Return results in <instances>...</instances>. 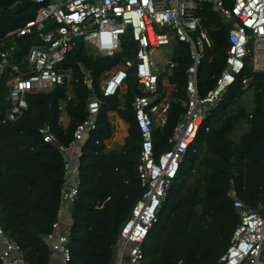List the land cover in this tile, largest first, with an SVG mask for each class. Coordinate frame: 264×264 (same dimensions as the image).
I'll use <instances>...</instances> for the list:
<instances>
[{"label": "trees", "instance_id": "1", "mask_svg": "<svg viewBox=\"0 0 264 264\" xmlns=\"http://www.w3.org/2000/svg\"><path fill=\"white\" fill-rule=\"evenodd\" d=\"M224 3L231 6L232 0ZM16 4L18 8L12 11ZM38 7L30 0H0V51L13 48L12 62L23 70L29 48L39 42L38 33L7 35L33 20ZM198 15L212 41L197 69V90L203 97L225 68L230 26L222 23L209 4H203ZM54 26L51 23L50 27ZM171 45L164 52V65L155 70L161 97L165 96L164 81L173 87L165 124L152 130L156 158L171 148L169 139L184 116L187 100L189 45ZM136 50L130 34L122 36L120 49L112 56L97 54L82 38L77 39L59 66L71 71V87L65 84L27 94V109L14 122L4 121L10 108L9 76L2 78L0 226L19 246L25 264L51 263L52 253L44 238L57 220L64 180L63 157L57 145L68 146L75 128L87 118L91 90L82 81L83 71L90 73L100 109L78 161L79 191L69 207L68 264H112L119 231L143 193L136 170L141 137L133 99L144 93L133 69L127 74L124 94L103 97L100 89L107 72L133 61ZM238 75L208 112L180 163L157 213L158 222L142 244L144 259L140 264H218L239 222V211L227 195L229 190H235L246 209H256L264 201V71H252L250 60H246ZM244 78L248 79L246 88L242 86ZM110 112L127 124L128 136L122 146L106 149L105 142L114 130ZM62 117L68 119L66 127L61 125ZM46 125L56 144L43 142L39 130Z\"/></svg>", "mask_w": 264, "mask_h": 264}, {"label": "built area", "instance_id": "2", "mask_svg": "<svg viewBox=\"0 0 264 264\" xmlns=\"http://www.w3.org/2000/svg\"><path fill=\"white\" fill-rule=\"evenodd\" d=\"M30 1L39 5L34 19L7 35L38 33V44L30 47L26 54L27 68L23 70L12 62L13 48L0 51V82L4 76H9L6 86L10 108L4 121L14 122L22 116L27 109V94L65 84L71 87V71L59 66L77 39L82 38L92 51L102 56L116 53L125 34H130L137 46L134 62L127 60L107 72L100 90L103 97L120 95L127 74L133 69L144 93L133 99L134 117L141 137L136 170L143 193L119 231L112 259V264H140L144 259L142 244L158 222L160 206L208 112L221 101L223 92L234 83L236 75L244 70L246 60H250L252 71H264V0H232L231 6H226L224 0ZM205 3L230 28L225 68L214 88L202 97L197 90V69L212 44L198 15ZM51 23L54 28L50 27ZM175 42L189 45L191 64L186 69L185 113L173 129L169 139L171 148L156 158L152 130L165 124L171 105L170 97H161L157 90L156 55L160 48ZM172 66L169 62V67ZM82 81L91 90L87 118L75 128L68 146L57 145L63 157L64 180L57 220L44 238L61 264H68L71 254L67 246L68 232L59 231V219L75 201L80 183L79 164L71 159L70 152L82 147L87 134L95 128L100 109L89 72L83 71ZM247 84L248 79H242L243 88ZM39 134L43 142L57 143L48 125L41 128ZM227 195L239 211V222L218 264H264V201L251 210L245 208L234 189ZM0 243L3 264H25L19 246L4 235L1 226Z\"/></svg>", "mask_w": 264, "mask_h": 264}, {"label": "crops", "instance_id": "3", "mask_svg": "<svg viewBox=\"0 0 264 264\" xmlns=\"http://www.w3.org/2000/svg\"><path fill=\"white\" fill-rule=\"evenodd\" d=\"M158 55L159 54L157 52V55H156V65L157 66L155 70H157V68H159L160 66H163L165 62L164 57H162L160 60H157ZM163 86H164V91H165L164 97H169L173 91V87L169 85L167 81L163 82ZM125 92H126V85H124L121 90L122 94H124ZM109 118H110V121H111V124L114 130H113V134L111 138L107 142H105L106 149H111L116 146H122L124 144L126 137L128 136L127 124H125V122L122 119H120L119 116L115 112H110ZM60 122L63 127H66L68 124L67 117H62L60 119ZM80 156H81V148H77L70 152V157L74 162H78ZM70 226H71V216H70L69 211L65 210L61 214L60 219H59V231L61 233L68 232L70 229ZM2 248H3L2 244L0 243V252L2 251ZM50 264H61L59 256L56 254H53L51 257Z\"/></svg>", "mask_w": 264, "mask_h": 264}, {"label": "rangeland", "instance_id": "4", "mask_svg": "<svg viewBox=\"0 0 264 264\" xmlns=\"http://www.w3.org/2000/svg\"><path fill=\"white\" fill-rule=\"evenodd\" d=\"M171 46L172 45H167V46H163L162 48H160L159 50H158V57H157V60H160L162 57H164V54H163V52H165V53H167V51H169L170 49H171ZM162 50H163V52H162Z\"/></svg>", "mask_w": 264, "mask_h": 264}, {"label": "water", "instance_id": "5", "mask_svg": "<svg viewBox=\"0 0 264 264\" xmlns=\"http://www.w3.org/2000/svg\"><path fill=\"white\" fill-rule=\"evenodd\" d=\"M18 8V4H16L13 8L12 11H15Z\"/></svg>", "mask_w": 264, "mask_h": 264}, {"label": "bare ground", "instance_id": "6", "mask_svg": "<svg viewBox=\"0 0 264 264\" xmlns=\"http://www.w3.org/2000/svg\"><path fill=\"white\" fill-rule=\"evenodd\" d=\"M75 43V42H74ZM97 55V54H96ZM239 76V75H238ZM237 80V79H236ZM90 98V97H89Z\"/></svg>", "mask_w": 264, "mask_h": 264}, {"label": "clouds", "instance_id": "7", "mask_svg": "<svg viewBox=\"0 0 264 264\" xmlns=\"http://www.w3.org/2000/svg\"><path fill=\"white\" fill-rule=\"evenodd\" d=\"M235 79H236V77H235ZM235 82V81H234Z\"/></svg>", "mask_w": 264, "mask_h": 264}]
</instances>
